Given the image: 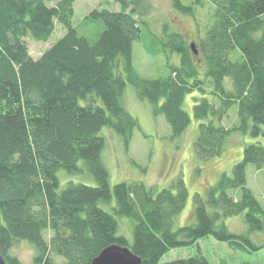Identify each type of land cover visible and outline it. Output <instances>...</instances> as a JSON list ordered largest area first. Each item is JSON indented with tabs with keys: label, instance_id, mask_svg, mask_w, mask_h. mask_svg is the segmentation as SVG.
I'll use <instances>...</instances> for the list:
<instances>
[{
	"label": "trees",
	"instance_id": "16d2710c",
	"mask_svg": "<svg viewBox=\"0 0 264 264\" xmlns=\"http://www.w3.org/2000/svg\"><path fill=\"white\" fill-rule=\"evenodd\" d=\"M0 0V259L22 264L12 247L25 239L36 249L33 264H90L110 244L127 246L140 264H211L202 255L161 261L165 252L197 243L206 235L245 248L254 245L247 233H235L216 221L245 210L250 231L264 226V207L247 186L246 167H264V146L250 142L229 172H222L194 196L195 222L173 229L174 216L188 195L182 178L155 189L142 181L109 184L101 159L107 125L128 146L137 119L122 103L126 83L162 115L171 136L179 137L190 122L183 107L194 91L193 116L199 120L194 150L200 159L219 156L231 131L263 136L264 129V0H209L213 21L194 44L168 28L155 43L158 52L179 56L165 75H140L132 62V44L147 24V0H115L119 10L93 7L78 22L75 0ZM194 3H199L196 0ZM180 13L193 6L171 0ZM55 22L64 34L37 58L26 36L47 40ZM237 48L241 60H230ZM233 108L234 124L221 121ZM232 113V112H231ZM230 113V116H231ZM229 115H227L228 117ZM230 116L227 121H229ZM226 121V122H227ZM96 185L67 182L58 190L56 171L77 172L79 160ZM239 190V193H235ZM114 196V215L133 220V241L117 235L115 216L98 206ZM43 231H48V239ZM264 246V243H262Z\"/></svg>",
	"mask_w": 264,
	"mask_h": 264
},
{
	"label": "rangeland",
	"instance_id": "374dc122",
	"mask_svg": "<svg viewBox=\"0 0 264 264\" xmlns=\"http://www.w3.org/2000/svg\"><path fill=\"white\" fill-rule=\"evenodd\" d=\"M58 0H46L49 6L55 5ZM149 9L145 15L147 24L141 26V38L132 44V62L136 71L148 78L165 75L168 71L167 64H179V56L175 52L165 50L158 52L155 43L164 37L167 25L169 29L180 32L188 45L197 43L205 34L206 28L213 21V4L209 0H181L183 4L193 6V15L178 12L171 5V0H147ZM93 7H106L110 10H119L120 6L115 0H75L74 20L78 22ZM264 18V14H263ZM65 32V29L55 22V27L49 38L45 41L35 40L30 36L25 37L30 55L37 58L41 53L55 43ZM198 54V52H196ZM230 60H241L240 51L235 48L229 55ZM207 96L198 91L187 93L183 107L190 117V122L179 137H172L171 131L162 115L154 117L150 104L139 99L132 84L126 83L122 103L124 107L137 119L138 127L133 129L128 146H125L120 135L105 125L99 134L104 138L101 150V159L109 172V184L112 187L117 182L142 181L152 185L155 189L169 186L177 178H182L188 195L184 207L174 216L172 227H178L195 222L194 196L199 193L205 196L206 188L213 185L222 172H229L233 163L242 157L243 147L250 142H260L264 146L263 136H252L250 133L231 131L226 138L222 152L219 156L200 159L194 150V140L198 134L199 120L193 116V96ZM235 109L228 111L230 116H224L221 123L234 124ZM227 121V122H226ZM264 129V125L260 126ZM77 172H69L64 168L56 171L58 190L65 187L67 182L96 185V181L86 168L83 160H79ZM247 186L264 207V167L257 169L254 164L246 167ZM239 193V190H235ZM116 200L114 196L108 201H99L98 206L114 215ZM245 210L233 215L223 217L216 221L222 223L228 230L235 233H247L259 248L253 249L244 243L245 248L230 245L226 241L218 240L212 235L198 239L197 243L189 246H179L169 249L161 261L176 258L202 255L211 264H264V226L261 230L248 233L245 222ZM117 220L116 234L123 236L127 244L133 241V220L127 215H114ZM48 231H43L48 239ZM22 264H33L36 249L32 243L25 239L19 240L11 251ZM57 264H65L60 256H54Z\"/></svg>",
	"mask_w": 264,
	"mask_h": 264
},
{
	"label": "water",
	"instance_id": "95a60500",
	"mask_svg": "<svg viewBox=\"0 0 264 264\" xmlns=\"http://www.w3.org/2000/svg\"><path fill=\"white\" fill-rule=\"evenodd\" d=\"M190 48L196 54L194 44H190ZM0 264H4L1 259ZM90 264H140V258L134 255L127 246L110 244L101 249Z\"/></svg>",
	"mask_w": 264,
	"mask_h": 264
},
{
	"label": "bare ground",
	"instance_id": "6f19581e",
	"mask_svg": "<svg viewBox=\"0 0 264 264\" xmlns=\"http://www.w3.org/2000/svg\"><path fill=\"white\" fill-rule=\"evenodd\" d=\"M12 249H13V247H12ZM3 261V260H2Z\"/></svg>",
	"mask_w": 264,
	"mask_h": 264
}]
</instances>
